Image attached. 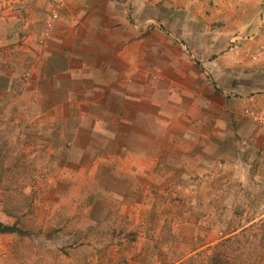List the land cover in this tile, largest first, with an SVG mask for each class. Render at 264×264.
I'll use <instances>...</instances> for the list:
<instances>
[{
	"label": "rangeland",
	"instance_id": "1",
	"mask_svg": "<svg viewBox=\"0 0 264 264\" xmlns=\"http://www.w3.org/2000/svg\"><path fill=\"white\" fill-rule=\"evenodd\" d=\"M154 29L131 52L140 102L86 86L64 103L47 84L32 93L25 73L3 80L0 224L19 232L0 233V264H113L122 248L129 264H161L158 242L189 253L235 214L233 227L264 214V74L248 50L235 68L240 39L197 55Z\"/></svg>",
	"mask_w": 264,
	"mask_h": 264
},
{
	"label": "crops",
	"instance_id": "2",
	"mask_svg": "<svg viewBox=\"0 0 264 264\" xmlns=\"http://www.w3.org/2000/svg\"><path fill=\"white\" fill-rule=\"evenodd\" d=\"M148 25L185 38L197 55L216 53L219 38L240 39L235 68L248 50L264 74V0H0V99L3 80L13 85L25 73L32 93L47 84L64 103L81 104L86 86L103 94L100 101L140 102L128 91L145 86L131 52Z\"/></svg>",
	"mask_w": 264,
	"mask_h": 264
},
{
	"label": "trees",
	"instance_id": "3",
	"mask_svg": "<svg viewBox=\"0 0 264 264\" xmlns=\"http://www.w3.org/2000/svg\"><path fill=\"white\" fill-rule=\"evenodd\" d=\"M243 215L235 214L230 220L231 229L216 240L209 242L196 241L189 253H178L174 247V240L156 244L157 251L165 250L170 253H161V264H264V214L249 219L243 225L232 226L236 219ZM237 217V218H236ZM14 227H4L0 224V233H17ZM172 233V232H171ZM130 237L135 238L133 233ZM172 236V235H171ZM134 242V239L131 240ZM125 249L120 250L118 260L113 264H129V258L123 255Z\"/></svg>",
	"mask_w": 264,
	"mask_h": 264
}]
</instances>
